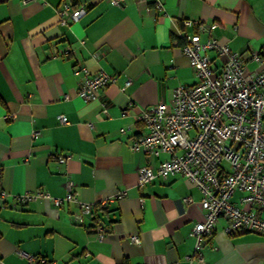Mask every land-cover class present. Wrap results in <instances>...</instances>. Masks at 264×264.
<instances>
[{"label":"crops","instance_id":"obj_1","mask_svg":"<svg viewBox=\"0 0 264 264\" xmlns=\"http://www.w3.org/2000/svg\"><path fill=\"white\" fill-rule=\"evenodd\" d=\"M64 3L86 11L64 22ZM184 19L217 22L214 35L240 53L245 73L264 68V0H0V188L7 193L0 197V264H188L190 232L203 218L199 190L180 174L138 186L146 159L128 147L130 137L146 132L143 109L170 103L176 87L197 82L176 41ZM52 47L70 51L56 57ZM210 55L217 72L224 56ZM79 66L114 77L98 100L77 95ZM60 155L70 156L61 168ZM63 169L83 202L125 195L96 206L83 224L73 219V202L14 205L15 195L38 188L63 196ZM242 195L235 190L231 199ZM225 226L218 219L202 249L204 264H264V236L227 234Z\"/></svg>","mask_w":264,"mask_h":264},{"label":"built area","instance_id":"obj_2","mask_svg":"<svg viewBox=\"0 0 264 264\" xmlns=\"http://www.w3.org/2000/svg\"><path fill=\"white\" fill-rule=\"evenodd\" d=\"M121 4L124 0H109ZM155 7L163 9L161 2ZM84 6L74 9L64 3L58 14L62 21H77L85 13ZM183 28L177 31V43L188 58L197 77L193 85H180L173 90L170 103L160 101L149 109H143L140 120L146 132L128 139L132 151L141 150L146 163L137 168L138 186L150 183L156 177L165 178L180 174L200 192L202 220L195 223L190 234L194 238L192 251L185 256L188 264H204L202 249L212 235L218 219L226 221L224 231L254 232L264 236V68L245 73L244 60L233 51L227 42L214 35L218 23H205L195 19H184ZM206 33L207 38L201 39ZM83 42V41H82ZM69 48L52 47V54L62 57ZM211 52L224 56L221 67L214 72L211 67ZM252 58L261 63V52H252ZM74 73H82L77 95L85 101L98 100L100 91L114 77L100 70L91 74L86 66H79ZM130 80L126 81V85ZM104 105V102H102ZM61 123H68L64 115H58ZM166 154L167 157L153 163V158ZM69 155L56 158L60 168L69 160ZM65 176L63 196H53L38 188L14 196V205L48 199L55 207L65 202L77 205L73 219L83 224L96 206L117 200L125 191H117L99 204L79 200L73 190L74 182L68 171ZM235 190L243 195L238 202L231 197ZM0 188V197L6 195ZM142 201V199H140ZM248 204V208L240 205ZM99 238L103 228L96 226ZM139 243L137 234L129 236ZM18 255L23 251L18 250ZM33 256H28L33 260Z\"/></svg>","mask_w":264,"mask_h":264},{"label":"trees","instance_id":"obj_3","mask_svg":"<svg viewBox=\"0 0 264 264\" xmlns=\"http://www.w3.org/2000/svg\"><path fill=\"white\" fill-rule=\"evenodd\" d=\"M96 208H98V207H95L94 209H96ZM94 219H96V218H93V220H94Z\"/></svg>","mask_w":264,"mask_h":264}]
</instances>
